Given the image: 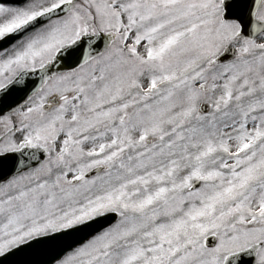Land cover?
Listing matches in <instances>:
<instances>
[{
	"label": "snow or ice",
	"instance_id": "1",
	"mask_svg": "<svg viewBox=\"0 0 264 264\" xmlns=\"http://www.w3.org/2000/svg\"><path fill=\"white\" fill-rule=\"evenodd\" d=\"M0 264H264V0H0Z\"/></svg>",
	"mask_w": 264,
	"mask_h": 264
}]
</instances>
